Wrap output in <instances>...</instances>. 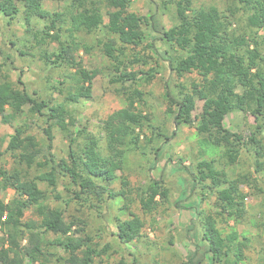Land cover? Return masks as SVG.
Here are the masks:
<instances>
[{"label": "trees", "instance_id": "16d2710c", "mask_svg": "<svg viewBox=\"0 0 264 264\" xmlns=\"http://www.w3.org/2000/svg\"><path fill=\"white\" fill-rule=\"evenodd\" d=\"M132 2L69 0L64 12H50L42 7V0H0V13L8 21L20 13L27 24L32 18L47 20L40 30V39L46 43L56 42L57 47L50 53L44 51L45 61L54 67L66 64L68 68H76L59 81L67 83L58 89L61 101L39 98L35 91L30 92L25 87L20 77L14 83L8 76L0 75V120L3 124L17 121L25 112L46 116L51 121L42 129L47 148L52 149L53 125L68 139L66 156L55 160L52 153L42 154L40 142L26 133L24 124L16 125L9 135L6 149L26 171H9L0 166V192L9 188L14 191L9 201L0 198V264H128L124 256L109 260L111 245H99L83 227L72 229L77 221L67 219L60 207L46 203V192L38 185L44 182L55 190L59 178H66L65 189L71 194L64 201L66 204L73 200L100 204L107 199L125 197V190H114L111 184L117 178L116 171L124 166L127 151L139 147L136 128L149 126L132 117L137 110L134 104L143 100V92L134 87L127 97V105L104 119L103 144L86 128L76 127L68 108L91 97L93 78L98 74L97 69L77 67L80 62L75 59L74 52L79 48L89 52L91 46L79 40L76 34L100 28H105L109 36L98 39V45L112 67L114 81L120 85L141 80L148 83L161 72L157 59L145 71L140 68L153 58L149 53L141 54L140 50L151 48L154 38L165 46L163 66L169 72L177 78L197 74L198 79L188 82L170 85L164 81L163 94L166 112L171 114L174 125L195 126L197 133L204 135L200 153L220 151L221 158L219 162L213 157L199 158L188 171L191 190L198 189L203 195L211 191L215 201L213 212L202 209L197 212L201 215L198 229L203 247L199 253L201 245H198L185 264H201L207 256V264H244L248 238L242 236L240 239L234 228L224 232L218 228L217 221L240 220L246 212L247 193L232 189L226 166L236 164L243 152H251V167L256 175L239 174L237 181L251 184V180L257 181L258 173L264 174V0H240L245 17L244 29L239 34L231 29L234 9L226 13L215 5L195 6L194 0H161L157 9L171 4L175 22L160 30L156 25L157 9L141 15L130 10ZM65 22L69 40L63 41L61 24ZM153 32L157 37H151ZM126 63L129 66L139 64L140 69L126 70ZM197 102L201 105L195 112ZM136 112L149 121L140 110ZM233 112L253 117L254 125L248 135L225 127V117ZM164 138L166 142L170 136L164 135ZM151 140L148 138L149 142ZM159 149L154 148L155 155ZM42 157L44 159H40ZM31 168H36L38 173L30 176ZM168 195L163 180L155 179L150 173L147 185L137 195L138 204L142 212L151 214ZM55 197L61 199L60 193ZM201 199L204 200L205 195ZM29 208H33L37 218L23 222ZM153 222L152 219L148 225ZM114 224L115 237L122 244L138 237L147 225L134 213L123 219L114 216ZM22 239L25 240L23 244L20 243Z\"/></svg>", "mask_w": 264, "mask_h": 264}, {"label": "rangeland", "instance_id": "374dc122", "mask_svg": "<svg viewBox=\"0 0 264 264\" xmlns=\"http://www.w3.org/2000/svg\"><path fill=\"white\" fill-rule=\"evenodd\" d=\"M160 1L133 0L130 10L141 15L150 14L157 9ZM68 4L69 0H42V7L50 12H64ZM194 5L204 7L215 5L226 13L229 9H234L235 16L231 29L237 34L243 31L245 15L240 0H194ZM103 10L105 11V9ZM156 14V25L160 30L169 28L175 22L174 9L171 4L167 8L157 9ZM47 22V20L32 18L30 24H27L22 13L8 21L0 13V75L8 76L14 83H17V79L20 77L25 83V87L30 92L35 91L39 98L61 101L62 97L59 95L58 89L65 87L67 83L60 84L59 81L63 79V75H69L76 68H68L66 64L54 67L53 64L45 61L44 51L50 53L57 47L56 42L46 43L40 39V30ZM67 26L66 22L61 24L63 41L68 39ZM151 35L152 38L157 37L156 32ZM76 36L91 46L89 52H85L82 48L74 52L75 59L80 62L77 67L98 70V74L93 78L91 97L82 99L74 105H68L76 127L78 129L86 128L87 132L96 135L100 139V143L103 144L105 138L102 128L104 119L111 112L127 105V97L134 87L143 92V100L136 101L134 104L137 107L136 111L140 110L141 115L148 116L149 121L141 118L136 111L132 117L148 123L149 126L145 124L143 129L136 128V132H139V147L127 151L124 166L121 170L116 171L117 178L111 184L114 190H125V197L107 199L106 202L100 204L96 202L91 204L90 200L86 202L73 200L66 204L64 201L71 194L65 189L67 179L61 176L55 190L44 182L38 183L39 187L46 192V203L63 209L67 219H75L77 222L72 229L83 227L85 233L93 235V240L97 241L99 245L105 243L111 245L108 251L109 260L124 256L128 264H185L186 259L191 256L198 245H201L200 248L198 247L199 253L203 247L198 229L201 215H197V212L201 209L204 212H213L215 201V195L211 191L204 194L205 199L203 200L201 197L204 195L200 193V190H191V173L188 171L192 170L193 164L199 158L213 157L216 162L217 160L219 162L221 158L220 151L200 153V141L204 135L198 134L195 126L180 124L176 127L174 125L171 114L166 112L167 104L163 94L164 81L173 85L179 81L188 82L190 79H198V76L196 73H191L177 78L175 74L169 72L166 66H163L165 46L159 39L154 38L151 48L140 50L141 54L149 53L153 56L149 60V64L140 65V68L145 71L157 59L161 65L159 68L161 72L157 73L155 78L148 83L141 80L139 82L128 81L124 85H120L114 81L112 67L102 54L101 46L97 42L98 39H106L109 36L106 29H96L91 33L79 32ZM138 65L129 66L126 63L124 68L137 70L140 69ZM240 82L244 83V77L240 79ZM200 105L201 103L197 102L195 112H198ZM48 122L51 121L46 116L31 115L28 112L10 124H3L0 120V166L2 165L9 171L13 169L26 171L25 167L19 165L6 149L9 135L13 133L14 127L22 124L25 125L26 133L34 135L40 142L43 155L49 156L52 153L55 160L65 157L68 139L58 126L53 125L52 128L54 134L52 149L49 150L46 146L47 141L42 129ZM224 125L232 131L248 135L254 121L248 113L233 112L225 117ZM174 130L175 132L171 136ZM157 133L163 136H158ZM164 135L170 136L166 142ZM148 138H152V140L149 142ZM157 147L160 149L155 155L154 148ZM252 158L251 152H243L236 164L226 166L229 181L233 183L232 189H239V191L247 193L246 212L240 220L218 219L217 226L226 233L234 228L240 234V239L242 236L248 238L244 264H264V174L258 173L257 181L251 180V184L237 181L239 174L256 175L251 167ZM28 172L32 176L38 173V170L31 168ZM150 173L155 179L163 180L169 195L167 200L155 211L145 214L138 204L137 195L147 185ZM56 193H60L61 199H56ZM13 196L14 191L10 188L0 192V198L5 202ZM96 204L100 206L96 207ZM131 213L140 216L147 225L138 237L127 244H122L115 237L114 216L123 219L130 217ZM31 218H37L33 208L25 211L22 221L26 222ZM152 219L154 222L150 226L148 222L150 223ZM20 243H25V240L22 239ZM134 259L135 262H133ZM207 259H209L208 256L201 264H207Z\"/></svg>", "mask_w": 264, "mask_h": 264}]
</instances>
